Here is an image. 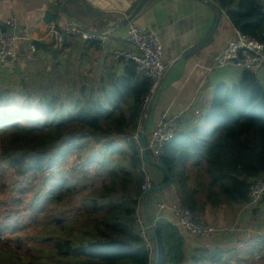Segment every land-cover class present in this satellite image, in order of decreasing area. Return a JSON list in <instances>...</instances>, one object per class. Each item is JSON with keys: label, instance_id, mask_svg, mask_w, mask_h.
<instances>
[{"label": "trees", "instance_id": "1", "mask_svg": "<svg viewBox=\"0 0 264 264\" xmlns=\"http://www.w3.org/2000/svg\"><path fill=\"white\" fill-rule=\"evenodd\" d=\"M67 2L88 10L81 0ZM211 4L215 11H225L242 33L264 42V0ZM150 84L127 61L117 97L110 92L93 96L77 88L39 96L33 104L34 95L23 90L24 84L20 90L0 88V158L17 176L44 173L73 153L104 173L103 186L83 196V212L57 220L60 232L44 238L53 245L41 264H248L264 251V236L257 235L242 255L229 256L228 248L197 247L187 258L178 228L166 221L154 228L153 255L138 236L142 151L136 133L139 124H146L143 99ZM158 160L197 219L207 202L219 208L244 206L249 184L264 176V86L257 75L244 70L236 84L218 83L194 126L167 142ZM163 175L165 183L168 177ZM77 193L62 180L52 183L49 195L59 204ZM11 251L15 254L16 249ZM5 254L0 251L2 262ZM17 258L16 264H36L31 257Z\"/></svg>", "mask_w": 264, "mask_h": 264}, {"label": "crops", "instance_id": "2", "mask_svg": "<svg viewBox=\"0 0 264 264\" xmlns=\"http://www.w3.org/2000/svg\"><path fill=\"white\" fill-rule=\"evenodd\" d=\"M67 1L0 0V25H5L7 20L14 18L18 23L19 32V38L15 43L17 59L0 64V88L20 90L24 84L26 87L23 90L31 91L34 95L33 104L39 96H50L53 92L61 94L77 88L83 89L86 94L92 93L93 96L110 92L115 93L117 97L121 79L126 74L127 61L115 60L112 52L114 49L126 46V27L130 20L152 29L157 34L163 46V60L168 66L155 92L153 102L149 106L150 109L148 107L146 111V135L162 119L181 112L184 116L186 115L184 131L190 130L201 111L210 103L216 85L221 82L229 85L236 84L243 72L232 66L224 71L214 69L215 55L235 37L237 28L225 11L214 10L211 4L213 0H81L88 9L86 12L78 8L75 3L70 4ZM70 18L76 19L77 24L87 30L104 33L106 46L101 47L97 40L81 42L71 37L68 38L72 48L69 60L63 61L58 54L54 57L51 52L54 49L52 42L45 35L47 24L55 22L62 27L72 21ZM125 18L128 19L126 22L111 27L112 24ZM32 39L46 43L50 50L40 48L36 51L31 45ZM256 75L264 86V72ZM195 110H199V113L195 114ZM140 128L141 124L137 129V137ZM76 161L80 162L77 155L73 153L60 167L65 165L71 172ZM60 167L51 168L48 172H54L61 169ZM43 176L51 178L50 186L54 182L63 180L55 172L48 175L44 173ZM163 179L164 175L160 176V180L163 181ZM50 186L47 193L48 199ZM155 192L164 196V199L169 202L162 221L178 228L187 258H190L197 247L228 248L229 256L242 255L249 244H254L255 236H264V209L250 212L246 210L245 205L226 204L219 208L207 202L203 217L206 216V211L218 212L219 215L226 216L229 212L232 214L229 219L230 224H214L224 230V233L202 245L176 224L175 214L172 211V206L178 198L175 185L172 184ZM152 194L149 195L148 200L145 196L141 202L142 214L148 220L153 217L154 194ZM78 195H80V206L77 212L66 216L53 215L50 219L54 220V224H51L52 220H49L47 226L43 227L40 224L39 228L31 233L33 242L30 247L25 246L30 250L33 263L41 264L40 260L45 258L44 252L52 248L53 242H45L44 238L51 233L60 232L61 226L56 225V221L70 220L76 214L83 212L82 198L85 194ZM199 199L205 200L201 196ZM47 202L52 203L51 198ZM234 210L235 213H233ZM35 221H45V219ZM44 234L47 235L44 236ZM19 243L15 248L25 247L24 244L19 245ZM154 249L155 241L153 252ZM263 252L254 260L264 257Z\"/></svg>", "mask_w": 264, "mask_h": 264}, {"label": "built area", "instance_id": "3", "mask_svg": "<svg viewBox=\"0 0 264 264\" xmlns=\"http://www.w3.org/2000/svg\"><path fill=\"white\" fill-rule=\"evenodd\" d=\"M5 27L6 31L0 30V64L10 63L17 59L15 43L19 38L18 23L14 18H11L6 21ZM45 35L51 40L53 48L57 50V54L63 61L69 60L72 52L68 38L72 37L81 42L97 40L101 47L106 46L104 33L87 30L72 21L62 27L55 22H50L47 24ZM125 43V47L114 49L112 54L117 61H133L139 72L151 80L149 90L143 99L144 117L146 118L147 108L168 68L163 60V46L152 29L141 26L133 20L128 21ZM231 66L242 71L250 70L255 74L264 72V42L256 36L242 33L237 29L235 37L230 39L214 57L215 70L224 71ZM198 113L199 110H195V114ZM185 122L186 115L184 116L181 112L162 119L150 129L146 135V148L154 160L162 154L163 147L167 142L179 132L184 131ZM138 170L142 176V198L135 214L136 230L138 236L152 253L154 247L153 228L165 218L164 215L169 202L164 199V196L152 192L154 194L151 193L153 195V217L148 220L142 214L141 202L152 188L160 184L162 181L160 176L163 175V172L157 166L150 165L144 160H142ZM247 195L249 201L245 204L246 210L252 212L256 209H264V176H258L251 181ZM172 211L175 214L176 224L202 245L213 241L216 236L224 233V230L219 227L212 226L202 219H197L194 212L183 204L179 196L175 205L172 206Z\"/></svg>", "mask_w": 264, "mask_h": 264}, {"label": "rangeland", "instance_id": "4", "mask_svg": "<svg viewBox=\"0 0 264 264\" xmlns=\"http://www.w3.org/2000/svg\"><path fill=\"white\" fill-rule=\"evenodd\" d=\"M78 161L80 162H74L72 166L74 169L70 172L65 165L60 167L64 162L63 160L60 166L55 167L61 168L54 171L55 174L63 180L68 179V184L76 186L78 194L89 195L91 192L99 190L105 182L104 174H101L103 172L96 170L93 164L87 163L86 158ZM66 165L69 166L70 164ZM48 171L44 173L46 175L54 174L53 171ZM44 173L32 171L27 175L17 176L14 169L7 167L0 158V251L6 252L4 262L0 258V264H16L17 257H30L31 253L27 246L30 247L33 242L31 233L34 232V229L39 228L40 224L43 227L47 226L53 215L66 216L72 212H77L79 209L80 195L78 194L70 200L61 202V204L47 202L50 200L47 193L51 178L43 176ZM200 196L205 198L204 193H199ZM32 204L34 205L33 208ZM235 210L233 213L236 212ZM231 214L232 212H229L226 216L224 214L219 215L218 212L206 211V216L201 219L212 226H216L214 224L225 225L230 224ZM43 218L45 221H35L36 219L43 220ZM51 224H54V220ZM18 243L27 246L17 249L15 246ZM13 249H16L15 254L14 251H11ZM14 257L15 259H13ZM5 259L7 260L5 261ZM248 264H264V257L259 260L253 259Z\"/></svg>", "mask_w": 264, "mask_h": 264}, {"label": "water", "instance_id": "5", "mask_svg": "<svg viewBox=\"0 0 264 264\" xmlns=\"http://www.w3.org/2000/svg\"><path fill=\"white\" fill-rule=\"evenodd\" d=\"M71 19V18H70ZM73 22H75V23H78V21L76 20V19H71ZM128 19H123V20H121V21H117L115 24H112V26L111 27H114V26H116V25H118V24H121V23H123V22H126ZM108 28H106V30H107ZM0 30L1 31H6V27H5V25H1V27H0ZM31 45L34 47V49L37 51V50H39L40 48H42V49H44V50H50L48 47H47V44L46 43H44V42H42V41H39V40H37V39H32L31 40ZM51 52H52V54H53V56L54 57H56V54H57V50L56 49H53V50H51ZM154 97H155V94L153 95V97H152V99H151V102H150V104H149V106L152 104V102H153V99H154ZM149 109H150V107H149ZM146 130H145V126L144 127H141L140 128V130H139V133H138V139H139V144H140V147H141V158H142V160H144L146 163H148V164H150V165H155V166H157L160 170H162V172H164L165 173V175L168 177V181L167 182H165V183H161V184H159V185H157V186H155L154 188H152V190H150L148 193H147V198H146V200H148V198H149V195L152 193V192H155V191H158V190H161V189H165V188H167L168 186H170V185H172V183H173V178H172V176L170 175V172H169V170L167 169V167L164 165V164H162V162L160 161V160H158V159H156V160H154L151 156H150V154H148V152H147V143H146V132H145ZM155 228V227H154ZM154 228H153V232H154Z\"/></svg>", "mask_w": 264, "mask_h": 264}]
</instances>
